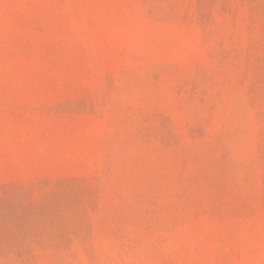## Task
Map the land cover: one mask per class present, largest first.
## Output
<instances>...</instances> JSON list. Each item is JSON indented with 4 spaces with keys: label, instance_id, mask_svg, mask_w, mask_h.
I'll list each match as a JSON object with an SVG mask.
<instances>
[{
    "label": "rangeland",
    "instance_id": "1",
    "mask_svg": "<svg viewBox=\"0 0 264 264\" xmlns=\"http://www.w3.org/2000/svg\"><path fill=\"white\" fill-rule=\"evenodd\" d=\"M0 264H264V0H0Z\"/></svg>",
    "mask_w": 264,
    "mask_h": 264
}]
</instances>
